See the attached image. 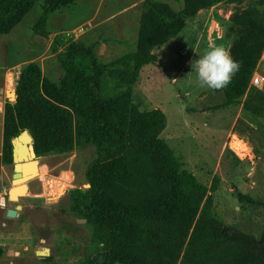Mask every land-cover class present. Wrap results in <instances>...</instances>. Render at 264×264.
I'll use <instances>...</instances> for the list:
<instances>
[{"label": "rangeland", "instance_id": "rangeland-1", "mask_svg": "<svg viewBox=\"0 0 264 264\" xmlns=\"http://www.w3.org/2000/svg\"><path fill=\"white\" fill-rule=\"evenodd\" d=\"M196 1L76 0L49 15L48 35L42 36L32 30L42 12L44 0H38L11 32L0 34V153L3 107L10 102L5 91L15 88L19 71L30 62L38 64L44 78L58 82L63 69L51 43L61 35L67 43L87 47L103 65L100 95L112 119L134 136V180L126 186L112 184V193L123 202L139 203L168 190L156 156L144 143V131L131 125L144 110L160 108L166 116L160 137L185 167L207 187L214 175L219 177L213 193L217 217L258 239L264 227V115L243 111L244 97L236 105L211 109L223 95L203 86L191 65L215 47L229 51L225 25L232 12L248 11L264 25V0H219L198 10L178 33L152 49L157 63L143 66L131 93L126 94L119 81L123 66L111 65L135 50L143 14L184 13ZM254 73L263 80L249 86L264 93V50ZM94 158V146L79 139L68 152L38 155L39 171L28 181L27 192L17 193L18 199L8 197L12 163L0 164V264H75L91 250L90 228L70 210L68 193L88 185L85 169ZM59 182L65 187L59 188ZM237 192L248 194L255 203L240 202ZM16 205L18 215L6 216V210ZM186 243L166 252L174 264H183L184 259L194 264L213 261L211 256L198 259L187 254Z\"/></svg>", "mask_w": 264, "mask_h": 264}, {"label": "trees", "instance_id": "trees-1", "mask_svg": "<svg viewBox=\"0 0 264 264\" xmlns=\"http://www.w3.org/2000/svg\"><path fill=\"white\" fill-rule=\"evenodd\" d=\"M37 1L0 0V34L11 32ZM75 1L44 0L32 27L34 33L47 36L49 15ZM218 1L197 0L184 13L140 17L135 50L111 63L123 66L119 81L126 94L131 93L143 66L157 63L152 49L178 33L198 10ZM225 35L231 39L229 53L239 70L225 88L213 90L221 92L223 100L211 109L236 105L244 97L243 111L264 115V93L249 86L264 50V25L248 11H234ZM51 50L63 69L59 81L44 78L35 62L27 63L18 73L17 99L4 103L0 164L12 163L11 139L22 129L31 134L37 155L68 152L75 139L94 146L95 158L85 169L88 185L68 193L70 210L90 228L91 250L75 264H174L166 252L180 248L186 240L187 254L198 259L211 256L210 264H264V227L257 239L217 217L213 193L219 177L214 175L207 187L185 167L160 137L166 126L160 108L144 110L131 125L144 131V143L156 156L168 190L150 194L148 201L139 203L123 202L112 193V184L126 186L134 180V136L112 119L100 95L103 65L91 51L67 43L61 35L53 37ZM236 197L240 202L255 203L246 193L237 192ZM183 264L194 263L184 259Z\"/></svg>", "mask_w": 264, "mask_h": 264}, {"label": "water", "instance_id": "water-1", "mask_svg": "<svg viewBox=\"0 0 264 264\" xmlns=\"http://www.w3.org/2000/svg\"><path fill=\"white\" fill-rule=\"evenodd\" d=\"M5 95L10 102H14L17 99V93L15 88H10L5 91ZM12 99V100H11ZM12 146V186L8 190L9 199H18V194H23V189L28 188V181H30L36 175V169L38 165V155L36 154L33 146V138L27 129H22L19 134L11 139ZM20 183L16 185V183ZM18 192L12 193L16 190ZM16 205L15 208H8L6 210V216L15 217L18 215ZM85 221V219H80Z\"/></svg>", "mask_w": 264, "mask_h": 264}, {"label": "clouds", "instance_id": "clouds-1", "mask_svg": "<svg viewBox=\"0 0 264 264\" xmlns=\"http://www.w3.org/2000/svg\"><path fill=\"white\" fill-rule=\"evenodd\" d=\"M198 81L209 89L221 90L231 81L239 70L229 51L224 47H215L192 63Z\"/></svg>", "mask_w": 264, "mask_h": 264}, {"label": "bare ground", "instance_id": "bare-ground-1", "mask_svg": "<svg viewBox=\"0 0 264 264\" xmlns=\"http://www.w3.org/2000/svg\"><path fill=\"white\" fill-rule=\"evenodd\" d=\"M235 143H236V145L237 146H239V148H241V149H243V150H248L247 149V147H246V145L245 144H243V143H241L240 141L239 142H237V141H235ZM232 146V145H231ZM39 171V167L37 166V169H36V173ZM20 183L18 182L16 185H19ZM59 184V188L60 187H65V183H63V182H59L58 183ZM55 187H56V185H55ZM15 192H18V189H17V191L16 190H14V191H12V193H15ZM23 193H26L27 192V189H23V191H22ZM39 252V251H38Z\"/></svg>", "mask_w": 264, "mask_h": 264}, {"label": "built area", "instance_id": "built-area-1", "mask_svg": "<svg viewBox=\"0 0 264 264\" xmlns=\"http://www.w3.org/2000/svg\"><path fill=\"white\" fill-rule=\"evenodd\" d=\"M217 25V24H216ZM263 80V77L257 73H254L251 77L250 83L258 86Z\"/></svg>", "mask_w": 264, "mask_h": 264}]
</instances>
